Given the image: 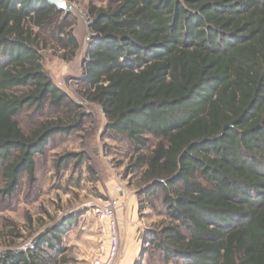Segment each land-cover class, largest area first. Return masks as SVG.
Returning <instances> with one entry per match:
<instances>
[{
  "label": "trees",
  "instance_id": "trees-1",
  "mask_svg": "<svg viewBox=\"0 0 264 264\" xmlns=\"http://www.w3.org/2000/svg\"><path fill=\"white\" fill-rule=\"evenodd\" d=\"M84 97L106 130L150 149L143 192L163 194L169 221L144 240L166 263L264 264V0H116L91 9ZM70 14L44 0H0V186L13 198L55 136L82 128L89 114L43 66L53 42L72 54ZM58 112L24 129L17 116ZM82 153H66L59 174ZM176 189V191H173ZM67 215L27 248L0 250V264H66ZM23 234L7 220L3 239Z\"/></svg>",
  "mask_w": 264,
  "mask_h": 264
},
{
  "label": "rangeland",
  "instance_id": "rangeland-1",
  "mask_svg": "<svg viewBox=\"0 0 264 264\" xmlns=\"http://www.w3.org/2000/svg\"><path fill=\"white\" fill-rule=\"evenodd\" d=\"M65 1L86 16L84 19L74 10L70 13L73 24L69 29L78 38L79 48L72 54L50 42L43 50V66L54 83L90 116L82 128L72 134L53 137L45 154L37 156V180L33 185L29 184L27 176H23L15 197H0V225L12 220L23 234L14 242L3 239L0 250L9 246L27 248L39 232L67 215L76 214L77 221L64 236L66 264H90L98 247L100 231L93 207L111 198H119L121 256L118 264L123 262L126 245L130 246L134 240L139 253L133 264H175L165 263L153 244L144 240L147 230L169 221L162 192L155 195L144 193L148 183L146 167L136 166L139 157L149 156L158 139L151 137L150 149L136 151L125 135L106 130L107 119L102 108L82 94L85 63L96 36L90 26L93 22L91 9H106L116 0ZM59 115L49 110L35 114L33 109L26 108L17 120L24 129H30L41 120ZM70 152L82 153L84 160L81 163L71 161L67 169L57 174L56 160ZM117 186L123 187L124 195L116 193Z\"/></svg>",
  "mask_w": 264,
  "mask_h": 264
},
{
  "label": "built area",
  "instance_id": "built-area-1",
  "mask_svg": "<svg viewBox=\"0 0 264 264\" xmlns=\"http://www.w3.org/2000/svg\"><path fill=\"white\" fill-rule=\"evenodd\" d=\"M118 195H124L123 187L115 189ZM119 198H111L106 203L93 207L99 222V243L94 259L90 264H118L121 256V238L119 232Z\"/></svg>",
  "mask_w": 264,
  "mask_h": 264
},
{
  "label": "water",
  "instance_id": "water-1",
  "mask_svg": "<svg viewBox=\"0 0 264 264\" xmlns=\"http://www.w3.org/2000/svg\"><path fill=\"white\" fill-rule=\"evenodd\" d=\"M44 1L49 3L51 6L59 9L60 11H63L65 14H70L72 13L73 10L77 11L82 18L86 19V16L81 11H79L75 5L69 4L65 0H44ZM90 26L91 27L93 26V22L90 24Z\"/></svg>",
  "mask_w": 264,
  "mask_h": 264
},
{
  "label": "crops",
  "instance_id": "crops-1",
  "mask_svg": "<svg viewBox=\"0 0 264 264\" xmlns=\"http://www.w3.org/2000/svg\"><path fill=\"white\" fill-rule=\"evenodd\" d=\"M138 253H139V246L137 245L136 240H134L132 241V243H130V246L126 245V250H125V253L123 254L124 259H123V262L121 261V264L124 262L126 264H133V262H135V258Z\"/></svg>",
  "mask_w": 264,
  "mask_h": 264
}]
</instances>
